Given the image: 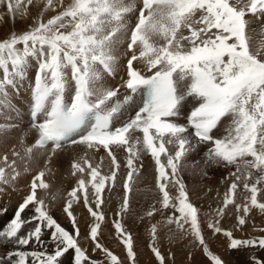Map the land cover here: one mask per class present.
<instances>
[{
	"label": "snow or ice",
	"instance_id": "obj_1",
	"mask_svg": "<svg viewBox=\"0 0 264 264\" xmlns=\"http://www.w3.org/2000/svg\"><path fill=\"white\" fill-rule=\"evenodd\" d=\"M34 3L41 10L27 30L0 40V115L4 109L13 110L8 88L18 93L35 61L29 114L36 138L21 150L13 145L11 160L7 153L0 156V185L15 190L18 179L32 172L33 163L43 161L44 167L32 176L13 218L0 228V244L16 246L6 257L0 256V264H62L70 251L74 252L70 264H100L89 258L78 240L81 233L73 204L81 202L92 218L88 238L94 251L101 250L108 264H122L100 239L106 219L105 190H114L118 178L123 197L113 226L127 259L135 264L134 238L123 217L131 210L145 155L153 162L159 194L146 216L160 214L181 238L191 236L212 264H225L209 249L201 210L191 202L181 175L183 162L198 145H210L205 163L235 168L207 228L213 235L227 237L230 249H264V228L258 238L239 239L221 226L229 206L238 214L240 228L253 209L264 213V202L258 200V194L264 193L258 187L264 185V43L253 47L252 21L247 19L264 22V0H70L67 4L64 0H0L13 16H26ZM49 11L56 14L45 20ZM122 57L126 79L122 78V85L106 86L104 76L116 74ZM121 87L127 90L123 99ZM189 98L193 106L187 123L181 124L177 120ZM130 111L134 115H127ZM225 120L229 123L224 135L216 137L215 130ZM14 126L0 124V133ZM79 147L83 154L70 161L77 183L67 192L63 208L74 229L69 231L50 214L38 190L48 196L45 177L51 161ZM101 150L109 158L107 172L105 157L94 164L88 155L98 156ZM117 150L126 154L123 161ZM18 160L23 162L22 171ZM251 170L260 175L249 184ZM241 183L250 193L243 204L236 200ZM5 187H0V193ZM28 210L33 212L30 218L22 215ZM159 223L151 225L149 246L159 264H167L157 246ZM46 229L51 251L24 250L33 242L43 246ZM249 264H264V258L250 257Z\"/></svg>",
	"mask_w": 264,
	"mask_h": 264
},
{
	"label": "bare ground",
	"instance_id": "obj_2",
	"mask_svg": "<svg viewBox=\"0 0 264 264\" xmlns=\"http://www.w3.org/2000/svg\"><path fill=\"white\" fill-rule=\"evenodd\" d=\"M65 2V1H64ZM33 4L28 6L27 15L31 14V18L29 21L24 22L22 20L16 22L18 25H13V22L10 19L14 20V16L8 14L7 12L3 13L0 11V40L6 39L13 32L20 34L23 31L27 30L29 25L33 23L34 18L38 15L41 10V5ZM6 8V7H5ZM37 8V9H36ZM7 10V9H6ZM59 10V9H58ZM48 13V12H47ZM46 13V14H47ZM56 13V12H55ZM54 11L49 12L48 15L43 17L45 20L50 18L55 14ZM5 14V16H4ZM18 15V14H17ZM26 15V16H27ZM13 16V17H12ZM19 16V15H18ZM21 16V15H20ZM9 19H8V18ZM247 19L251 20V31L249 35L252 38V44L254 48H259L261 44L264 42V22H258L254 17H247ZM12 20V21H13ZM25 20V19H24ZM123 52V49H121ZM35 63V61H32ZM36 64V63H35ZM124 65V59L122 57L119 67L117 68L116 74L114 76H104V83L108 87H116L122 85V82L119 81L120 76L126 79V71L122 68ZM137 67H142V65L137 64ZM127 90L120 88V98L123 99V96L126 94ZM22 112H24L25 106L22 101L17 102ZM31 104V103H30ZM4 114L0 115V123L5 122L6 124L15 125L17 129H13L11 134L14 136L11 141H13L7 148L6 152L9 156V159H12L11 148L13 145L16 146L17 150H21L23 145H29V139H31V144L34 142L36 138V132L30 129V125H27V121L29 118L25 113H21L22 118L15 116L12 111L8 109L3 110ZM131 112V111H130ZM129 115V113H127ZM11 117V119H5V117ZM23 119V120H22ZM7 120V121H6ZM229 123V121L225 120L223 124L219 127L217 131V137H221L224 135V128ZM14 126V127H15ZM7 133V132H6ZM1 135V134H0ZM2 135H5L4 133ZM6 135H9L8 133ZM2 137V136H1ZM6 139H9L6 136ZM11 138V137H10ZM1 139V138H0ZM3 141V140H2ZM5 142V141H4ZM7 142V141H6ZM5 142V143H6ZM8 143V142H7ZM205 148L208 145H204ZM2 148V147H0ZM5 148V147H3ZM198 146L196 150H198ZM6 149V148H5ZM204 150V149H203ZM1 151V150H0ZM5 151V150H4ZM117 152L122 157L123 161L125 159L126 154L120 150ZM1 153V152H0ZM3 153V154H5ZM3 154H0L1 156ZM83 154V148L79 147L75 150H68L65 152L59 153L57 156L53 158L49 167L51 171L46 174V181L50 185V190L48 196H45V192L43 190H38V195L46 199V203L49 206L50 214L67 230L74 231L70 218L63 211L67 192L71 191L73 187L76 186L78 176H73L71 174L70 169V161L73 156H80ZM118 154V155H119ZM199 154V151H196V155ZM63 155H65L63 157ZM89 157L92 159V162H97V155L89 152ZM195 155V151L192 152V156ZM191 156V155H188ZM194 158V157H193ZM60 159V160H59ZM250 159V158H249ZM188 160V159H187ZM203 160V159H202ZM190 161V158H189ZM18 168L22 171L23 162L18 160ZM104 171L107 172L109 162H104ZM44 167L43 161L39 163H33L31 165L32 172L29 174L22 175L15 184V190L11 187H5L0 185V187H5V191L3 192L5 195V204L9 206L10 211H14L17 209L19 203L22 202V198L27 194L29 188V184L33 175L36 172L41 170ZM64 167V171H60V168ZM145 168V170H143ZM143 175L139 179L138 183L135 185L134 194L131 197V210L128 214L123 217V223L126 228L132 233L134 238V251L137 253V258L135 264H159L155 263L153 258L154 254L151 251V236H150V228L152 224L157 225V246L159 247L161 253L165 257L167 264H212V261L208 255H206L202 248L195 245L193 243V238L191 236H187L181 238V236L176 232L174 226H168L165 222L164 217L160 214H155L152 218L146 216L144 211H149L151 206L159 199V194L153 193L152 188H155L154 181V172H153V164L151 159H146L144 167H143ZM193 170V168H190ZM227 174L222 177H217L215 180L208 182L209 185H201L197 186V189H193L192 186H187V190L189 192V197L192 203H194L200 210L201 216L200 219L202 221V229L206 238V242L208 243L209 249L212 253L219 255L224 261L225 264H249L250 257H258L264 258V249L259 248L258 246H248L241 247L238 249H230L229 244L230 240L225 237L222 233L215 234L211 232L207 228V222L210 218L214 217L213 210L216 209L220 201L222 200L223 194L227 190L231 179L229 178V173L235 171L234 167H229L226 169ZM253 171V177L248 181L249 184L255 182V177L260 175V173ZM224 172V171H223ZM64 173V174H63ZM186 173V172H185ZM193 174V171L191 172ZM195 173V172H194ZM125 174V170L121 169V175ZM190 174V178L199 179V174ZM185 175V174H184ZM183 175V176H184ZM215 177V176H214ZM188 177V179H190ZM192 180V179H191ZM196 180V182H197ZM190 181V180H189ZM121 186V198L123 197V189H122V180L118 178V182ZM189 184V182H187ZM191 183V182H190ZM193 185V184H192ZM258 187L264 188V185H258ZM146 189L144 192H138L139 190ZM56 194L57 199L52 200L51 195ZM63 196L61 199L60 197ZM175 195V192L172 193ZM250 195V193L246 192L243 189L242 183L240 188L237 190L236 200L238 203L243 204L245 202L244 197ZM105 199L106 205L103 207V211L105 212L106 219L102 223V236L101 242L103 245L116 254L122 264H130V261L127 259V253L124 246L120 243L113 226V220L118 219L115 213L119 211V207H117L116 203H113L114 200L109 199V191L105 190ZM258 200L264 202V193L258 194ZM117 202V201H116ZM120 203V202H117ZM121 204V203H120ZM113 205V206H112ZM158 207L159 205L156 204ZM134 212H131L133 211ZM74 215L78 221V227L80 229V237L78 238L80 246L86 251V254L90 259H96L100 262V264H108L107 260L104 258V253L97 249L94 251V243L88 238L89 224L92 223V218L88 213L87 209L84 207L83 203L73 204ZM170 214V210L165 213V216ZM25 217H31L33 212L31 210L26 211L24 214ZM237 213L233 206H229L227 210V214L221 218V226L229 231L233 232L235 238L239 239H249V238H258L262 235L260 232L261 228H264V213H262L258 208L253 209L249 213L248 222L242 228L237 226ZM30 222L25 226L24 231L26 232L31 227ZM49 230H45L48 232ZM43 240H47V235L45 234ZM49 241V242H48ZM5 247L2 248V252L4 256L8 251L13 250L16 246L11 243H4ZM24 250H52V241L49 239L44 242V245L33 242L30 246H25ZM191 253V256H189ZM74 257V252L67 254L62 258V264H70V261Z\"/></svg>",
	"mask_w": 264,
	"mask_h": 264
},
{
	"label": "rangeland",
	"instance_id": "obj_3",
	"mask_svg": "<svg viewBox=\"0 0 264 264\" xmlns=\"http://www.w3.org/2000/svg\"><path fill=\"white\" fill-rule=\"evenodd\" d=\"M65 2V4H67V3H69L70 2V0H64ZM36 7L38 8V5H36ZM36 8V9H37ZM59 9V8H58ZM58 9H56V11H59ZM0 11H2L3 13L5 12H7V10H6V8H5V6H3V5H0ZM49 12H51V11H49ZM49 12L47 13V14H45V15H48L49 14ZM54 13H55V11H54ZM56 14V13H55ZM4 16H5V14H4ZM13 17V16H12ZM45 17V16H44ZM8 18V17H7ZM14 18V20L13 19H10V21L11 22H13V25H18L16 22H18L19 23V21L20 20H22V21H24V22H27V21H29L30 20V18H31V14L30 15H27V16H18V15H16V16H14L13 17ZM9 19V18H8ZM25 19V20H24ZM13 20V21H12ZM263 41H264V37H263ZM264 43V42H263ZM7 121V120H6ZM15 130V129H17V127L15 126V127H11L9 130H7L6 132L9 134V135H6L7 133L6 132H4V134L5 135H2L3 133H0L1 135H0V147H2V148H0V154H3V153H5L6 152V150H7V148H8V146L13 142V141H11L10 142V140H12V139H14L13 137L14 136H12V134H11V132H12V130ZM223 135V134H222ZM221 135V136H222ZM2 136V137H1ZM6 136H8L9 137V139H6L7 137ZM11 137V138H10ZM3 140V141H2ZM6 143H5V142ZM29 145H31V139H29ZM3 147H5V148H3ZM198 150H195V155L194 156H192V153L190 154L191 156H188L187 157V159L183 162L184 163V167L182 168V171H181V175H182V178H183V180H184V182H185V184L187 185V186H192V188L193 187H195V188H193V189H197L198 187L197 186H199V183H200V186L201 185H209L210 183H208V182H211V181H213V180H215V178H217V177H222L223 175H225V174H227V171H226V169L227 168H229V167H225V166H223V165H214V164H211V163H205V160H206V157H205V154H204V150L203 149H205V146L204 145H198ZM5 150V151H4ZM196 151L198 152L199 151V154H197L196 155ZM1 156V155H0ZM65 155H63V157H64ZM194 157V158H193ZM189 158H190V161H189ZM203 159V160H202ZM60 160V159H59ZM120 160H122V158H120ZM104 166H105V163H104ZM144 167V166H143ZM190 168H193V170H191ZM64 171V167H63V169H62V167L60 168V171ZM143 170H145V168L143 169ZM142 170V171H143ZM61 171V172H62ZM193 171V174H199L200 176H199V179L197 180V178H190V174H192L191 172ZM224 171V172H223ZM186 172V173H185ZM195 172V173H194ZM64 174V173H63ZM185 174V175H184ZM192 174V175H193ZM184 175V176H183ZM215 176V177H214ZM188 177L190 178V179H188ZM192 177V176H191ZM192 179V180H191ZM190 180V181H189ZM196 180H197V182H196ZM187 182H189V184L187 183ZM191 182V183H190ZM193 184V185H192ZM146 189L147 188H145V189H143V190H139L138 192H144V191H146ZM152 190H153V193L155 194L156 193V189L155 188H152ZM65 194H63L60 198L62 199L63 198V196H64ZM109 199L110 200H114L113 201V203H116V205H117V207H119L121 204L120 203H122V198H121V186H120V184L119 183H117L116 184V187L114 188V190H112L111 192H109ZM120 202V203H117V202ZM113 206V205H112ZM131 212H134V210L133 211H131ZM147 212V210L146 211H144L143 213H146ZM45 234L47 235V232H45ZM49 239V236L47 235V240ZM47 240H43L44 242H46ZM49 242V241H48ZM163 255V254H162ZM153 260H154V262L155 263H158V260L156 259V257L154 256V258H153Z\"/></svg>",
	"mask_w": 264,
	"mask_h": 264
}]
</instances>
